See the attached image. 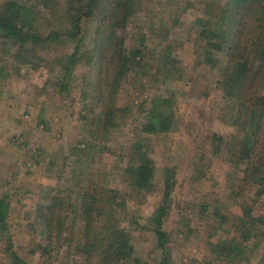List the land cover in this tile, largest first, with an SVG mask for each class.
<instances>
[{
    "label": "rangeland",
    "instance_id": "374dc122",
    "mask_svg": "<svg viewBox=\"0 0 264 264\" xmlns=\"http://www.w3.org/2000/svg\"><path fill=\"white\" fill-rule=\"evenodd\" d=\"M135 1L137 13L117 33L127 46L143 42V60L118 81L113 101L122 118L118 116L115 127L108 130L99 126V99L111 95V88L102 83L113 81L114 66L97 58L100 20L83 24L86 63L75 65L65 88L58 85L62 72L53 57L69 54L73 41L39 52L45 59H36L38 67L21 63L16 47L0 43V193H7L11 202L7 221L14 250L27 264H82L84 257L74 243L51 247L43 257L38 248L35 253L30 249L47 241L38 207L58 193L67 197L75 190V181L93 180L131 193L128 211L139 223L130 229L135 252L142 258L140 264H158L160 251L148 228L149 218L162 196L163 169L170 167L174 186L164 229L172 263L264 264L259 262V249L248 259L236 260L210 251V243L235 236L233 217L240 214L239 199L230 195V187L239 183L243 166L230 160L236 130L224 120L233 102L218 88L235 30L237 17L231 8L236 0ZM220 6L232 11L230 19L224 20L227 39L223 51L212 54L215 62L209 63L205 42L198 36L204 27L200 19L208 17V8L215 12ZM39 16L45 31L61 22L53 8ZM157 98L160 104L162 98L172 101V123L167 131L149 134L143 132V123ZM139 141L155 168L151 190L141 193L131 190L123 173L130 150ZM78 153L83 163L76 161ZM255 209H264V201ZM68 223L74 231L80 227L77 219ZM6 239L0 236V264H7Z\"/></svg>",
    "mask_w": 264,
    "mask_h": 264
},
{
    "label": "trees",
    "instance_id": "16d2710c",
    "mask_svg": "<svg viewBox=\"0 0 264 264\" xmlns=\"http://www.w3.org/2000/svg\"><path fill=\"white\" fill-rule=\"evenodd\" d=\"M49 8H53L54 15L60 16L61 22L45 31L39 15ZM228 9L227 6H220L214 12L208 8L205 11L208 17L204 21L200 19L204 27L198 35L205 42V60L215 62L212 54L223 51L227 39L224 20L230 19L231 10L236 12L235 30L226 49V65L220 72L218 88L225 99L233 102L224 120L236 130L230 160L236 166H243L239 183L230 187V195L239 199L240 214L233 217L235 236L210 243V251L216 257L236 260L248 259L259 249V262H264V209H255L257 204L264 201V0H236L231 12ZM136 13L135 0H34L33 3L1 0L0 43L16 47V57H21V63L38 67L40 63H36V59H45L39 52L57 49L56 45L73 41L69 54L53 57L62 72L58 85L65 88L72 69L86 59L83 53L86 49L83 50L81 45L84 40L83 24L100 20L102 34L95 42L100 43L101 50L97 58L106 60V65L114 66L113 81L102 83L111 88V95L107 96L108 100L99 99L102 102V123L99 126L108 127L105 129L108 130L111 126L115 127L118 116L122 118L119 107L113 101L117 83L127 72L140 66L143 60V42L140 46H127L124 37L117 33V30L126 27ZM217 13L220 15H215ZM166 48L165 58L168 59L170 44ZM88 61L92 63V55ZM109 74L106 69V77ZM102 85L98 83L97 89ZM158 100L154 99L147 111L143 132L156 134L171 127L172 101L162 98L160 104ZM215 146L217 148L219 144ZM143 147L142 142H135L123 171L127 174L131 190L137 193L150 191L155 176L153 161ZM81 155L78 153L76 161L82 162ZM163 170L162 196L149 218L148 228L160 251L158 264H173L164 222L171 208L174 175L170 167ZM73 185L75 190L69 191L67 197L65 193H58L38 207L37 215L45 227L47 241L32 247L30 253H35L38 248L39 255L43 257L51 247L74 243V248L84 257L82 264H140L142 258L135 252L130 230L139 223L127 207L131 193L110 186L107 182L93 180L85 184L75 181ZM10 210L9 195L0 193V236L7 238L4 247L7 264H27L14 250L8 233ZM72 218L79 220L77 231L69 226L68 221ZM73 233L76 234L74 237Z\"/></svg>",
    "mask_w": 264,
    "mask_h": 264
}]
</instances>
